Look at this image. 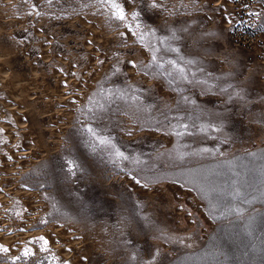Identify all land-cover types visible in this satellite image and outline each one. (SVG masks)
<instances>
[{"label": "rangeland", "instance_id": "rangeland-1", "mask_svg": "<svg viewBox=\"0 0 264 264\" xmlns=\"http://www.w3.org/2000/svg\"><path fill=\"white\" fill-rule=\"evenodd\" d=\"M0 238L264 264V0H0Z\"/></svg>", "mask_w": 264, "mask_h": 264}, {"label": "snow or ice", "instance_id": "snow-or-ice-1", "mask_svg": "<svg viewBox=\"0 0 264 264\" xmlns=\"http://www.w3.org/2000/svg\"><path fill=\"white\" fill-rule=\"evenodd\" d=\"M115 7H118V6H115ZM117 18L120 19V20H123L125 17H124V15H123L122 12H118V13H117ZM189 63H191V61H189ZM101 143H104V142L101 141ZM117 155L119 156V155H121V154L117 153ZM71 170H72V169L69 168V171H71ZM40 239L43 240V238H40ZM47 243H48V242H47L46 240H43V244H44L45 247H43L42 250L47 251V248H46ZM0 251H3V252H5V253H7V252H8V249H7V248H0ZM23 255H24V256H31L32 253H31L30 250L25 249Z\"/></svg>", "mask_w": 264, "mask_h": 264}, {"label": "bare ground", "instance_id": "bare-ground-1", "mask_svg": "<svg viewBox=\"0 0 264 264\" xmlns=\"http://www.w3.org/2000/svg\"><path fill=\"white\" fill-rule=\"evenodd\" d=\"M94 74V73H93ZM95 75V74H94ZM4 84V83H3ZM8 237V236H7ZM10 237V236H9ZM3 238H5V236L3 237ZM0 239H2V238H0ZM10 238H8V240H9ZM7 240V238L6 239H2L1 240V242H2V244H7V245H10L11 244V242H9ZM12 240V239H11ZM73 264H79L78 262H75V263H73Z\"/></svg>", "mask_w": 264, "mask_h": 264}]
</instances>
